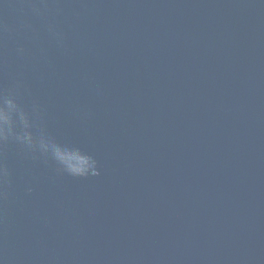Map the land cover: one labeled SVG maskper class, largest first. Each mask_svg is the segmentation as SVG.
I'll use <instances>...</instances> for the list:
<instances>
[{
	"label": "water",
	"instance_id": "1",
	"mask_svg": "<svg viewBox=\"0 0 264 264\" xmlns=\"http://www.w3.org/2000/svg\"><path fill=\"white\" fill-rule=\"evenodd\" d=\"M10 89L0 264H264V0H0Z\"/></svg>",
	"mask_w": 264,
	"mask_h": 264
},
{
	"label": "clouds",
	"instance_id": "2",
	"mask_svg": "<svg viewBox=\"0 0 264 264\" xmlns=\"http://www.w3.org/2000/svg\"><path fill=\"white\" fill-rule=\"evenodd\" d=\"M47 5H45L46 7ZM49 32L58 40L62 39L61 34L55 31L53 25L49 24ZM23 48L17 49L18 54H23ZM15 90L10 89L7 94H0V141L14 139L17 143L23 145L27 150L33 153H39L41 156H47L49 145L44 137H34L31 132L25 131L31 127L25 111L15 101ZM17 120L20 130H16ZM54 159V157H53ZM92 171L86 175H98L96 162L91 164Z\"/></svg>",
	"mask_w": 264,
	"mask_h": 264
}]
</instances>
